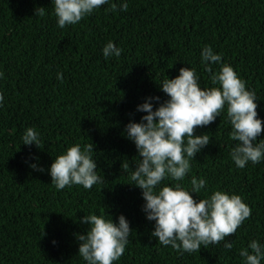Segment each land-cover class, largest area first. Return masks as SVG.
I'll use <instances>...</instances> for the list:
<instances>
[{"label":"trees","instance_id":"obj_1","mask_svg":"<svg viewBox=\"0 0 264 264\" xmlns=\"http://www.w3.org/2000/svg\"><path fill=\"white\" fill-rule=\"evenodd\" d=\"M122 2L109 0L61 29L53 0H0V264H87L78 256L77 234H86L89 226L80 221L92 214L116 224L123 215L133 230L114 264H245L242 249L253 240L264 247V160L243 169L232 161L227 106L196 129L211 142L179 183L191 191L193 176L204 179L205 188L192 194L197 201L218 190L239 195L251 217L234 236L194 253H178L151 235L155 221L142 210V190L128 185L139 158L125 128L147 115L137 111L147 98L168 99L159 85L181 68L194 69L202 89L213 87L202 67L205 46L222 56L214 73L226 63L255 91L264 120V0H127L120 11ZM38 7L44 16H35ZM109 42L122 49L119 58L103 56ZM28 128L39 133L40 148L23 145ZM89 143L104 183L57 190L49 172L54 159ZM122 162L130 164L126 172ZM175 183L166 179L161 187Z\"/></svg>","mask_w":264,"mask_h":264},{"label":"clouds","instance_id":"obj_2","mask_svg":"<svg viewBox=\"0 0 264 264\" xmlns=\"http://www.w3.org/2000/svg\"><path fill=\"white\" fill-rule=\"evenodd\" d=\"M109 3V0H53L54 14L59 28L75 25L94 10ZM127 0L119 6L127 11ZM117 4H111L109 11H117ZM45 8L35 9V16H44ZM122 49L109 42L103 48V56H121ZM202 67L213 87L202 89L194 69L181 68L174 79H166L159 85L168 97L160 103V97H149L137 107V111L147 113L141 122H131L125 128L127 139L132 141L138 151L139 163L131 171L130 180L135 188L142 190L145 201L142 210L149 221H155L152 236L158 238L160 245L171 246L178 253H194L209 245H219L227 237L234 236L246 219L251 217V209L239 195H229L215 191L209 198H193L200 193L206 181L195 176L191 179V191L179 183L190 171V161L209 145L208 134L197 136L195 131L214 123L221 117L227 106V118L232 126L230 139L235 143L230 153L235 165L243 169L251 162L259 164L264 160V120L258 118V104L255 91L246 89L228 64H222L218 72L212 65L221 64L222 56L214 54L211 46H205L201 53ZM57 78L63 81V73ZM0 93V107L3 106ZM153 101L159 103L155 108ZM23 145L35 144L40 148L39 133L28 128L22 136ZM95 145L76 144L66 150V154L54 159L49 170L52 184L57 190L72 185L91 190L98 183H104L99 176L96 160L93 159ZM33 170L44 172L36 164ZM130 167L122 162V171ZM166 179L176 181L174 186H163ZM80 223L88 225L86 234H77L79 257L87 264H114L125 252L129 236L133 232L127 219L119 216V223L106 220L102 215H85ZM55 243V242H53ZM231 250V242L224 243ZM250 249V251H249ZM245 264H261L264 260V247L253 240L248 248L239 253Z\"/></svg>","mask_w":264,"mask_h":264}]
</instances>
